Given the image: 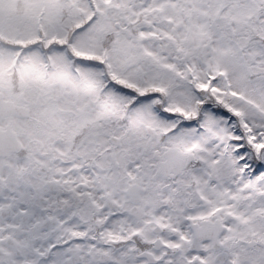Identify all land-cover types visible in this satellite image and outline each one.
Masks as SVG:
<instances>
[{
  "label": "snow or ice",
  "instance_id": "1",
  "mask_svg": "<svg viewBox=\"0 0 264 264\" xmlns=\"http://www.w3.org/2000/svg\"><path fill=\"white\" fill-rule=\"evenodd\" d=\"M0 264H264V0H0Z\"/></svg>",
  "mask_w": 264,
  "mask_h": 264
}]
</instances>
